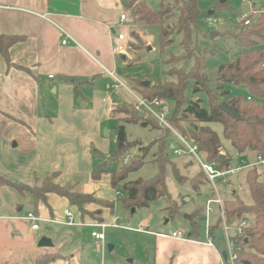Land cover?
Masks as SVG:
<instances>
[{"label": "crops", "instance_id": "0c3cea01", "mask_svg": "<svg viewBox=\"0 0 264 264\" xmlns=\"http://www.w3.org/2000/svg\"><path fill=\"white\" fill-rule=\"evenodd\" d=\"M122 14L127 16L124 23ZM124 24L132 23L120 0H0V35L22 38L9 49L14 67L7 69L0 56V176L33 189L57 174L53 184L114 206L118 191L112 189L110 176L91 178L101 157L108 156L109 144L104 140L108 133L102 136V123L91 118L89 110L100 108V102L103 112L115 113L118 106L113 103L118 100L112 96L127 101L124 90L111 88L115 81L109 73L134 92L136 79L128 85L116 75L119 63L134 66L125 54L128 45L117 38L124 34L117 31ZM62 32L74 41L62 45ZM120 44L125 51L117 53L114 49ZM239 156L251 163L257 154L247 151ZM245 173L232 176L230 183L244 182ZM105 186L113 192L111 197L107 188L102 192ZM83 209L85 213L52 193L35 196L0 186V264H39L46 258H54L47 264H91L92 256L103 255L105 230L118 220L108 222L113 208L95 203ZM66 212L72 214V225L67 224ZM29 213L37 220L27 221ZM101 224L108 227L102 229ZM92 232L103 233V242ZM171 234H150L157 247L154 264H224L226 250L214 237L210 247L194 230L184 235L185 240ZM41 238L50 240L52 247H39ZM91 247L96 253L88 250Z\"/></svg>", "mask_w": 264, "mask_h": 264}, {"label": "trees", "instance_id": "16d2710c", "mask_svg": "<svg viewBox=\"0 0 264 264\" xmlns=\"http://www.w3.org/2000/svg\"><path fill=\"white\" fill-rule=\"evenodd\" d=\"M124 9L130 14L131 23L134 25H157L160 30V49L173 43L176 36H180L184 54L181 57L171 56L166 65H173L182 59H191L193 65L188 73L181 69L171 67L165 75L171 80H156L148 88L140 85L142 97L148 100H163L167 105V122L180 136L198 147L206 162H217L220 169H226L231 159L223 155V160H218L221 154L219 138L209 124H219L222 127L224 139L230 142L237 154L247 151L264 157V15L254 16L248 19L249 24L239 23L236 34L233 35L230 50L238 51L237 56L229 62L219 66L217 75L219 80L212 81L205 73L204 54L206 51L192 47V31L197 29L198 0H158L159 7L152 10L145 0H120ZM177 15L175 22L171 18ZM134 35V33H132ZM22 38L17 36L0 35V56L4 60L7 69L14 67L10 61L9 49ZM191 82V96L185 100V90ZM141 84V81L138 82ZM225 85L242 89L243 93L233 95ZM199 96H203V99ZM249 98V100H248ZM225 103L234 110L237 118L220 110L219 106ZM126 117L116 109L124 123H138L143 127L152 125L151 122L141 119L131 108ZM121 124L116 130L115 150L111 158L120 167L118 171L109 172L100 168L91 174L93 180H99L101 175L108 173L112 189L118 190V185L124 182L128 174L140 168L144 162L140 154L144 148H139L136 157L122 164L124 158L129 155V148L136 144H129L126 140L124 126ZM154 125V124H153ZM164 139L158 145V173L147 180L137 179L124 183L117 193L118 198L126 209L145 208L159 198H166L171 205L170 218L177 214V205L171 201L165 183V166L168 160L163 155L166 145ZM131 150V149H130ZM173 176L177 184H188L193 190H198L199 183L195 178L187 179L174 164H171ZM201 175V176H200ZM58 175L52 174L41 187L28 188L25 185L15 184L0 176V186L11 187L18 192L29 191L35 196H43L52 193L65 198L72 205L85 213L83 207L95 202L89 194L74 193L70 189L53 184V179ZM199 176L206 182L203 172ZM245 185L251 199L250 204H245L237 195L231 200L223 201L222 207L226 220L234 224L241 219H249V226L242 237L236 238V264H264V181L261 180L259 170L253 168L245 173ZM104 203V207L113 208L110 202ZM170 209V208H168ZM54 258H46L39 264H47Z\"/></svg>", "mask_w": 264, "mask_h": 264}, {"label": "rangeland", "instance_id": "374dc122", "mask_svg": "<svg viewBox=\"0 0 264 264\" xmlns=\"http://www.w3.org/2000/svg\"><path fill=\"white\" fill-rule=\"evenodd\" d=\"M145 1L152 10L158 9V0ZM197 10L198 31L195 28L192 31V47L206 51V54H204L205 73L210 76L211 74H217L219 66L222 63L229 62L237 56L238 51L230 50L233 35L236 34L239 23H242V18H250L251 20V17L264 15V0H198ZM176 19L177 15L174 14L170 22H175ZM209 20H215V23L209 25ZM117 31L125 34V42L128 45L127 48L130 49L126 50L125 54L129 53V64L134 66L125 67L124 64L119 63L116 75L126 81L128 85H131L132 80L136 79L131 89L139 96H142L139 91L141 85L138 84L139 81L141 83L148 81L150 84L156 80L169 81L171 79L165 75V72L171 67H176L184 73H188L193 65L191 59H182L173 65L165 64L169 57H181L184 51L181 46L180 36H176L172 44L161 50L160 30L157 25L124 24L118 27ZM212 32L216 34L213 38L210 37ZM132 33H134L133 36ZM191 86V82H189L184 93L185 100H188L191 96ZM98 87L100 88L101 85ZM225 88L230 90L233 95L243 93L242 89L233 86L225 85ZM122 90L126 92L123 94L126 95L127 101L121 97L118 98V102H114L113 104L118 106L116 108L121 112L120 115L126 117L131 112L129 107L131 108L132 97L125 89ZM112 97L110 96V99ZM199 97L203 99V96ZM97 104L100 108L94 109L91 107L92 109L89 110L91 112L90 117L100 120L102 123V136H104L105 132L108 133L107 138H103L105 143L109 144L105 152L108 156H103L100 159V169L109 172L118 171L120 165L111 158V155L116 146V129L123 123L119 120L118 114L109 112V110L103 112V108H101L102 104L100 102ZM166 119H168V113ZM145 121L151 122L152 125L143 127L138 123L123 124L127 142L129 144H136V146L129 148V156L131 158L136 157L139 153V148H144L140 154V156H143L142 160L144 164L137 170L130 172L126 180L118 185V190L126 182L137 179L147 180L158 173V164L154 160H158V156L156 155L158 145L164 139L167 144L164 147L163 155L168 160L165 166V183L167 192L172 199L171 201H174V205H177L178 213L170 218L171 205H169L170 203H168L166 198H159L145 208H135L133 213H131V209L124 208L119 201H114L113 210L108 215V222L110 224L112 219L117 217V225L119 227H110L105 230L106 244L103 255L99 252L97 255L92 256L91 264H154L157 247L154 236L150 235L151 233L170 235L173 231L179 230L187 236L190 231L194 230L200 239L206 238L205 204L207 200H212L216 196L211 184L207 181L204 182L203 178L200 177L201 175L199 176V162L193 155L176 156L173 154V150L170 147L171 144H174L176 147H183L186 151L187 149L180 143L177 136L171 130L159 126L156 119L152 116L146 115ZM208 126L216 132L222 147L221 152L231 159L230 164L234 166L243 161H240L243 156L240 157L233 150L230 142L224 139L221 125L209 124ZM198 158L202 162H206L202 153H198ZM171 164H174L180 173L186 176L185 178L191 179L194 177L195 182L200 185L198 190H193L188 184L186 186L177 184L173 176ZM104 174L107 176L108 173ZM239 185H242L243 189L235 191ZM106 188L108 196H112L113 192L108 186H105V189L102 187V192ZM217 191L222 201L230 200L231 192L235 191V194L245 204L251 203L245 182L232 180V183L229 185H222L218 182ZM121 197L122 194L120 193L118 198ZM94 200L95 202L89 204L96 203L104 207V203L100 202H107L97 198H94ZM212 207L214 212L209 217L211 235L218 242L220 249L226 250L225 234L220 227L218 219H214L219 218V208L214 204ZM189 216H192L191 221L188 219ZM247 220L250 223V220ZM144 232H150V234ZM233 234L234 230L231 229L229 235L232 237ZM109 246L113 248L109 249ZM88 250L95 252V248L93 247L88 248Z\"/></svg>", "mask_w": 264, "mask_h": 264}, {"label": "built area", "instance_id": "2783aa9c", "mask_svg": "<svg viewBox=\"0 0 264 264\" xmlns=\"http://www.w3.org/2000/svg\"><path fill=\"white\" fill-rule=\"evenodd\" d=\"M127 20L126 14H122L120 16V22L124 23ZM241 21L244 23V25L249 24V20L246 18H242ZM215 23V20H209L208 24L213 25ZM118 41L123 42L125 41V35L124 34H118L117 36ZM69 41H74L67 33L62 32V45H66ZM117 53H122L125 51L124 45L120 44L114 49ZM109 75L113 78L115 81V84L111 87L113 90L117 91L118 89H125L132 97L131 102V109L132 111L139 115L141 119H145L146 115L152 116L156 119L159 126L171 130L178 138L180 143L187 149L184 150L183 147H176L174 146L172 148L173 154L176 156H182L185 154L193 155L199 162V166L201 171L203 172L205 179L208 183L211 184L214 192H215V198L212 200L207 201L205 206V215H206V244L210 247H214V241L211 235V224L209 221L210 215L213 213V207L212 205H216L219 208V220H220V227L222 228V231L225 234V242H226V260L224 261V264H236V251H237V245H236V238L242 237L244 235L245 229L249 226V222L247 219H241L237 221L236 225L232 227L233 224L228 223V221L225 218L224 212H223V201L220 198L218 191H217V184L218 182L222 185H229L230 179L232 176H236L240 174L243 171H249L253 168H257L259 170L260 178L262 181H264V157H261L260 155H257L256 160L254 162H243L241 161L237 166H232L229 164L226 169H220L217 162H202L198 158V147L187 141L185 138L180 136L177 132H175L171 126L167 122V105L163 100L159 99H152L148 100L143 98L142 96L137 95L136 93L132 92L126 86L121 83L118 79L115 78V76L112 73H109ZM249 100V98H248ZM131 159V156L127 155L124 160L123 164H127L129 160ZM242 189V186L239 185L236 187V191H240ZM119 195V193H117ZM25 219L27 221L34 222L37 220V218L34 216V214L29 213L26 215ZM66 219L67 224L72 225V214L70 212H66ZM118 219L115 218L114 221H117ZM112 227H116L117 225L112 224ZM100 227L102 229L108 227L106 224H101ZM33 229H37V225L32 226ZM234 229L235 233L232 235V237L229 235V231L231 229ZM91 236L98 241L99 243L103 242L104 240V234L98 233V232H92ZM173 239L177 240H185V236L182 232H173L170 236Z\"/></svg>", "mask_w": 264, "mask_h": 264}, {"label": "water", "instance_id": "95a60500", "mask_svg": "<svg viewBox=\"0 0 264 264\" xmlns=\"http://www.w3.org/2000/svg\"><path fill=\"white\" fill-rule=\"evenodd\" d=\"M214 35H216V34L212 32L210 37L213 38ZM209 77H210V79H211L213 82L216 81V80H219V79L221 78V76H219V75H217V74H211ZM141 86L144 87V88H148V87L150 86V82H148V81H143V82L141 83ZM113 100H114V101H117L118 99H117L116 97H114ZM219 108H220V110H222L224 113H226L227 115L231 116L232 118H237V117H238L237 114L234 112V110H233L232 108H230V107H229L227 104H225V103H222V104L219 106ZM104 137H106V132L104 133ZM14 145H15V144H13V146H14ZM218 160H219L220 162H222V160H223V155H222V154L219 155ZM133 212H134V209H131V213H133ZM38 246H39V247H42V248H48V247H52V243H51L50 240H48V239H46V238H41V239L39 240V242H38ZM108 248L111 249L110 246H109ZM222 257H223L224 260H226V253H225V252L222 253ZM246 264H248V263H246Z\"/></svg>", "mask_w": 264, "mask_h": 264}]
</instances>
